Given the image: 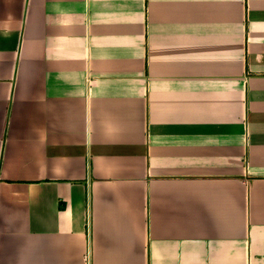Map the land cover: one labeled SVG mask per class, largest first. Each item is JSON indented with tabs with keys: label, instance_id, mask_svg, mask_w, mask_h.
<instances>
[{
	"label": "crops",
	"instance_id": "0c3cea01",
	"mask_svg": "<svg viewBox=\"0 0 264 264\" xmlns=\"http://www.w3.org/2000/svg\"><path fill=\"white\" fill-rule=\"evenodd\" d=\"M0 264H264V0H0Z\"/></svg>",
	"mask_w": 264,
	"mask_h": 264
}]
</instances>
